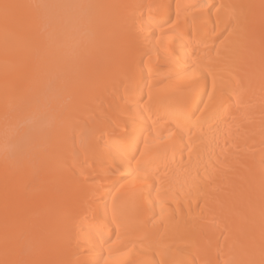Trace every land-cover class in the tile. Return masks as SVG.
Wrapping results in <instances>:
<instances>
[{
	"label": "bare ground",
	"instance_id": "1",
	"mask_svg": "<svg viewBox=\"0 0 264 264\" xmlns=\"http://www.w3.org/2000/svg\"><path fill=\"white\" fill-rule=\"evenodd\" d=\"M0 264H264V0H0Z\"/></svg>",
	"mask_w": 264,
	"mask_h": 264
}]
</instances>
